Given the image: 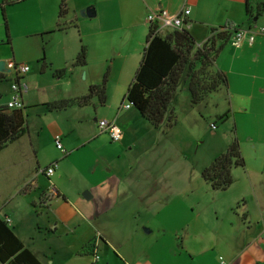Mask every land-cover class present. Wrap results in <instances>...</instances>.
Wrapping results in <instances>:
<instances>
[{"label":"crops","instance_id":"0c3cea01","mask_svg":"<svg viewBox=\"0 0 264 264\" xmlns=\"http://www.w3.org/2000/svg\"><path fill=\"white\" fill-rule=\"evenodd\" d=\"M30 1L34 0H0V6L6 13L8 6L25 7ZM35 2L41 20L28 33L40 37L44 49L42 53L27 50L26 56L19 57L29 67L21 79L28 92L20 99L27 108L26 132L0 153V215L8 219L17 238L43 264H264V0H66L61 18V0ZM184 8L190 13L183 27L198 45L219 31H228L230 39L236 28L256 33L251 44L239 48L229 39L217 54L214 70L226 76L228 86L203 102L211 104L222 125L231 129L227 144L237 141L245 165L233 169V183L225 191H213L201 176L208 188L204 198L190 192L180 208L169 206L163 212L166 228L159 230L161 238L153 244L143 237L152 233L150 228L123 227L118 237V261H114L110 251L116 248L109 239L116 231L108 212L118 199L124 202L132 194L126 193L123 180L113 177L111 171L121 170L120 165L102 156L99 160L79 157L87 155L86 148L92 144L99 143L101 152L110 145L105 138L109 136L98 131L101 120L121 128L116 148L131 146L125 142L126 132L144 120L134 108H121L126 92L117 94L119 82L128 80L139 67L148 35L147 15L158 10L178 15ZM86 10L88 15L82 17L80 12ZM6 25L4 36L11 43ZM58 25L62 30H57ZM83 47L87 49L86 66L72 67ZM17 58L0 48V61L5 62V72L0 74L10 78L7 91H2L0 83L1 108L7 107L10 84L16 78L13 71L8 73V63ZM63 68L67 75L54 78L53 71ZM106 72L110 81L104 106L93 97L84 106L66 110L48 112L44 107L85 97ZM117 73L121 79L111 87ZM79 77L81 85L75 87ZM56 136L61 137L66 155L49 159L47 152L55 148ZM74 157L88 170H76L77 175H72ZM55 162L57 170L47 179L43 171ZM101 168H106L109 176ZM51 185L57 196L45 210L39 207L40 200ZM56 238H70V247L57 245ZM90 241V248L84 250Z\"/></svg>","mask_w":264,"mask_h":264},{"label":"rangeland","instance_id":"374dc122","mask_svg":"<svg viewBox=\"0 0 264 264\" xmlns=\"http://www.w3.org/2000/svg\"><path fill=\"white\" fill-rule=\"evenodd\" d=\"M30 2L25 7H20V4L8 6V10L6 9L4 14L0 9V48L7 49L10 56L18 57L15 62L8 63L9 67L13 64L15 66L25 65L19 61V57L26 56L27 50L42 53V49H44L41 38L28 33L32 32L41 20L38 3L35 0ZM3 15L5 22L8 23V34L11 33V35L9 34L11 43L4 36ZM161 35L164 36L165 32ZM44 40L46 43L47 39L44 38ZM134 74H131L125 82L124 79L123 82H119L121 83L118 87L119 93H117L119 96L123 92L125 94V85L132 83ZM120 76L121 74L117 73L112 77L109 83L111 87L115 82L120 81ZM108 77L107 82L110 81V76ZM123 78L126 79V76L124 75ZM65 80H69V77ZM9 81L10 78L2 84V91H7ZM80 81H82L80 77L77 78L74 86L79 87ZM212 97L210 96L209 100ZM190 100L187 82L182 80L171 101V109L175 115L174 127L169 128L164 122L157 129L144 121L133 130L126 132L125 142L126 144L131 143V146L116 148L119 144H112L109 137L105 136L111 145L105 147L106 151L101 152L99 143L92 144L86 148L87 155L81 153L79 157L80 159L82 156H86L91 160H99L102 156L110 163L120 165L121 170L111 171L113 177L123 180L126 185V193L132 194L124 202H120L118 199L108 212L111 221L114 222L112 228L116 231H114L116 235L109 239L116 248V250L110 251L114 261H118L116 259L119 248L118 237L123 227H138L140 230L141 228L142 230L150 228L152 233L143 237L149 240V244H153L156 238H161L162 234L158 233L159 230L166 228L163 212L168 210L169 206L180 208L181 203L186 200V195L190 192L199 193L204 198V194L208 191V188L202 184L201 171L228 148L227 143L231 129L222 125L211 104L206 102V104L201 103L192 107ZM47 155L49 159L62 156L54 146H52V152L48 151ZM62 158L64 157L62 156ZM72 160L75 163V166L72 164L70 168L72 173H69L72 175L76 176L77 171L83 173L88 170L84 163L78 160V157H74ZM101 169L106 177L109 176L106 168ZM87 190L88 188L82 191V197L85 192L89 191ZM127 210L128 216L124 217ZM62 230L65 231V228ZM140 230L139 232H141ZM69 241L70 238L68 240L56 238L54 242L61 247L69 248ZM41 244L44 246V243L41 242ZM158 245L160 246V243Z\"/></svg>","mask_w":264,"mask_h":264},{"label":"trees","instance_id":"16d2710c","mask_svg":"<svg viewBox=\"0 0 264 264\" xmlns=\"http://www.w3.org/2000/svg\"><path fill=\"white\" fill-rule=\"evenodd\" d=\"M59 4V17L64 15V2ZM4 12V6H0ZM245 13L250 14L246 8ZM5 22L4 15L2 16ZM7 31V25L5 23ZM236 28L234 31H236ZM62 30V25L57 26ZM190 32L183 26L180 30H172L162 36L157 33L154 25L149 26L148 35L141 54L139 67H137L132 83L129 84L124 103L130 105L140 113L142 119L154 128H159L164 122L166 126H175V115L171 109V101L182 80L187 82L190 95V105L198 106L209 96L226 89L228 86L226 76L214 70L217 54L230 39L228 31H219L198 45ZM86 48L83 47L76 56L72 67L86 66ZM68 70L63 68L53 71V77L63 78ZM108 72L99 85L89 87L85 97L62 100L44 107L48 112L66 110L75 105L84 106L95 97L101 106L105 105L106 82ZM13 81H19L16 77ZM12 81V82H13ZM7 79L0 74V83ZM10 82V81H9ZM27 108L10 110L0 107V153L11 143L18 141L26 132ZM235 139L228 148L218 155L213 162L201 172L202 180L213 191H225L233 183V169H243L244 160ZM56 163V162H55ZM57 164V163H56ZM45 200H40L39 207L47 209ZM95 243V240H93ZM91 241L84 247L89 249ZM0 264H43L28 247L18 238L9 224L8 219L0 215Z\"/></svg>","mask_w":264,"mask_h":264},{"label":"built area","instance_id":"2783aa9c","mask_svg":"<svg viewBox=\"0 0 264 264\" xmlns=\"http://www.w3.org/2000/svg\"><path fill=\"white\" fill-rule=\"evenodd\" d=\"M190 11L188 8H184L181 13L178 15H171L166 11L158 10L155 12H151L147 15L145 23L149 26L154 25L156 27L157 33L162 34L165 31L172 30H180L185 22L186 17L189 15ZM260 33L263 32V29L258 30ZM256 37V33L251 29H237L234 31V35L232 39H230V44L234 47H240L244 43L251 44ZM11 70L16 74V77L19 81H13L10 84V92L12 93L10 101L7 104V109L10 110H22L24 109V105L22 103L21 96L28 92V86L23 82L22 77H24L28 71L29 67L25 65L15 66L14 64L10 66ZM121 108L130 110L132 107L127 105V103H123ZM98 131L102 134H107L110 137V140L113 143H117L121 140L122 133L121 128L117 126L115 123L110 122L108 120H101L98 122ZM62 141L60 136L55 137V148L62 153V155H66L65 150L62 146ZM57 170V164L53 163L44 169V175L47 179H50ZM57 194L55 193V187L51 185L49 190H47L45 197V203H49L50 200L55 198ZM94 260L97 261L99 257L95 254L93 256ZM222 261L221 259H219ZM223 263V262H222Z\"/></svg>","mask_w":264,"mask_h":264},{"label":"water","instance_id":"95a60500","mask_svg":"<svg viewBox=\"0 0 264 264\" xmlns=\"http://www.w3.org/2000/svg\"><path fill=\"white\" fill-rule=\"evenodd\" d=\"M88 11H81L80 14L82 17H85V15H88ZM12 70H9L8 73H10ZM5 72V62L0 61V73H4ZM7 109V107H5ZM133 108V107H132Z\"/></svg>","mask_w":264,"mask_h":264}]
</instances>
